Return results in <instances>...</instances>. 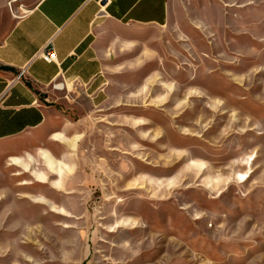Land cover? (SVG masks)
I'll use <instances>...</instances> for the list:
<instances>
[{
  "label": "rangeland",
  "instance_id": "rangeland-1",
  "mask_svg": "<svg viewBox=\"0 0 264 264\" xmlns=\"http://www.w3.org/2000/svg\"><path fill=\"white\" fill-rule=\"evenodd\" d=\"M99 33L103 106L52 85L61 123L0 142V228L23 225L0 235L11 261L33 264L38 198L77 216L82 264H264V0H170L164 26Z\"/></svg>",
  "mask_w": 264,
  "mask_h": 264
},
{
  "label": "crops",
  "instance_id": "crops-1",
  "mask_svg": "<svg viewBox=\"0 0 264 264\" xmlns=\"http://www.w3.org/2000/svg\"><path fill=\"white\" fill-rule=\"evenodd\" d=\"M25 1L0 0V142L28 137L61 123L65 114L58 105L62 100L50 89L55 82H64L63 88L75 84L97 109L103 106L107 96L105 70L112 53L101 41L104 36L99 27L104 22L150 27L164 26L169 19L170 0H38L23 9ZM51 38L56 60L48 62L40 51ZM61 185L65 186L63 181ZM35 202L48 210L34 216L35 243L38 236L39 243L34 245L33 264H82L90 253L88 240L81 233L75 242L73 234H67L71 231L67 221L77 216L62 205L56 206L71 217L55 213L51 202L38 198ZM48 221L54 224L48 226ZM20 222L12 227L3 225L0 235L20 231ZM117 223L108 232L120 231L123 224ZM138 229L131 227L129 233ZM5 247L0 243V264L31 262L22 254L17 262L11 261ZM114 250H119L116 244ZM136 262L130 258L125 264ZM113 264H122L121 258L114 255Z\"/></svg>",
  "mask_w": 264,
  "mask_h": 264
},
{
  "label": "built area",
  "instance_id": "built-area-1",
  "mask_svg": "<svg viewBox=\"0 0 264 264\" xmlns=\"http://www.w3.org/2000/svg\"><path fill=\"white\" fill-rule=\"evenodd\" d=\"M52 38L50 40H48V42L45 44V46L43 47V49L40 51V56L45 60V61H48V62H51V61H55L56 60V52H55V48L53 46V43H52ZM23 71H21L22 73ZM56 85H65L64 82H55L53 84V87L56 88ZM59 89V88H57Z\"/></svg>",
  "mask_w": 264,
  "mask_h": 264
},
{
  "label": "bare ground",
  "instance_id": "bare-ground-1",
  "mask_svg": "<svg viewBox=\"0 0 264 264\" xmlns=\"http://www.w3.org/2000/svg\"><path fill=\"white\" fill-rule=\"evenodd\" d=\"M63 87H64V85L63 86L62 85H56V88H59V89H61Z\"/></svg>",
  "mask_w": 264,
  "mask_h": 264
}]
</instances>
